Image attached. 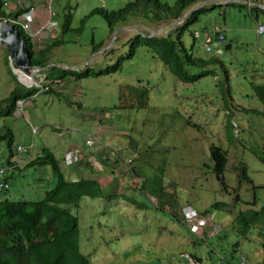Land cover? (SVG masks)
Returning a JSON list of instances; mask_svg holds the SVG:
<instances>
[{
	"label": "rangeland",
	"instance_id": "rangeland-1",
	"mask_svg": "<svg viewBox=\"0 0 264 264\" xmlns=\"http://www.w3.org/2000/svg\"><path fill=\"white\" fill-rule=\"evenodd\" d=\"M131 1L53 0L58 27L50 29V42L57 44L47 55L50 65L41 70L57 82L51 91L24 99L22 109L0 115V133L10 129L13 137L10 147L0 140V179L10 185L0 201L41 200L55 186L50 165L32 164L48 150L67 178L69 149H81L85 157L105 152L108 167L99 160L110 177L103 180L105 197H83L69 206L79 220L81 252L91 264H264L261 228L244 236L233 227L240 212L264 207V103L254 90L264 84V34L257 33L264 25V0H209L193 7L206 9L186 27L183 43L197 57L222 63L192 69L203 75L188 83L146 45L132 51L137 35H166L184 20L157 23L138 16L111 30L95 14L82 24L94 8L117 10ZM25 3L38 12L49 0ZM17 6L18 0H8L6 9L16 12ZM70 12L71 27L63 31ZM215 26L226 36L215 46L222 54L207 52L203 43L204 32ZM30 52L35 57L33 47ZM9 55L0 44V104L19 81ZM117 62L114 71L93 75ZM89 135L96 139L93 146L86 145ZM32 144L31 154L16 150ZM213 146L228 151L224 182L214 171ZM127 159L132 162L123 170ZM243 166L252 182L242 176ZM160 188L175 196L165 208L158 206ZM187 205L214 215L223 229L203 237L191 233L172 215L183 217ZM185 253L195 262L182 258Z\"/></svg>",
	"mask_w": 264,
	"mask_h": 264
},
{
	"label": "trees",
	"instance_id": "trees-1",
	"mask_svg": "<svg viewBox=\"0 0 264 264\" xmlns=\"http://www.w3.org/2000/svg\"><path fill=\"white\" fill-rule=\"evenodd\" d=\"M206 1L209 0H177L174 5H169L160 0H134L117 10L94 8L85 16L82 24L87 17L95 14H102L111 30L117 24L127 23L130 18L138 16H143L146 20L157 23L178 21L196 4ZM205 9V6L201 5L184 20L180 27H175L166 35H137L136 41L132 45V51L140 44L146 45L182 81L188 83L198 80L203 74L193 75L192 69L222 63L218 57H197L182 41L186 27L192 21L197 20L198 13ZM23 11L26 10L8 12L4 0H0V22L9 21ZM72 19L73 13L70 12L65 15L63 31L71 27ZM18 29L21 31L29 50L31 47L34 48L31 37L21 28L18 27ZM23 33L26 37L23 36ZM56 44L55 41L40 50H35V57L31 53L32 64L43 69L47 68L50 65L47 55ZM101 47L94 49V51L100 50ZM118 66L119 63L117 62L112 67L93 75L107 74L117 69ZM82 75H89V69H86ZM48 77L57 80L56 77L49 75ZM17 82L18 84L10 95L3 99L0 104L1 116L11 115L17 108L18 100H24L39 92L37 88H28L19 81ZM254 90L264 103V84L255 85ZM250 111L256 110L251 109ZM256 113L259 112L256 111ZM0 140H7L10 147L13 144L11 130L6 129L3 134H0ZM12 157L13 154H10L9 161ZM211 159L214 162V171L217 177L224 182V170L229 160L228 151L222 147L213 146ZM35 163L50 165L57 182L53 188L46 191L41 200L12 201L6 199L0 201V264H91L89 258L81 252L79 220L71 212L69 206H78L83 197H105V189L95 178L83 176L75 180L67 178L59 160L49 150L32 162V164ZM242 176L252 182L245 166L242 167ZM158 194L160 196L159 208H165L166 204L171 205L173 203L175 197L173 193L160 188ZM224 205L217 203L215 206L223 208ZM172 215L184 225L183 217L180 218L175 212H172ZM233 227L238 234L244 236L254 230L255 227L261 228L264 232V207L260 211L249 209L240 212L233 220Z\"/></svg>",
	"mask_w": 264,
	"mask_h": 264
},
{
	"label": "built area",
	"instance_id": "built-area-1",
	"mask_svg": "<svg viewBox=\"0 0 264 264\" xmlns=\"http://www.w3.org/2000/svg\"><path fill=\"white\" fill-rule=\"evenodd\" d=\"M5 6L8 5V0H4ZM52 0H49L48 6L45 8L46 14L49 15V18L37 29H34L32 27L33 22L35 21L36 17V10L30 5L26 4L25 0H20L17 6V11H22L19 15L16 17H13L9 19V22L14 24L15 26H19L24 31L31 36L32 38L39 35L44 29H55L58 27V22L53 21L51 17L55 15V12L52 11ZM248 4H252L251 0H248ZM20 7V8H19ZM258 35L264 34V25H260L257 28ZM199 35V34H198ZM226 36L223 33V30L219 26H215V28L212 31H206L203 34V43L206 48V51L209 53H223V49L221 47H215L219 45L221 42L225 41ZM16 75L18 76L19 82L28 87V88H37L39 92L43 91H49L54 83H56V80L50 79L46 72H43L41 69H35L31 74H25L19 70H15ZM74 100H78V97L76 96ZM24 106V100H18L17 101V107L22 109ZM235 128H238V125L234 123ZM96 142L95 137L90 136L86 140V145L93 146ZM32 147L33 144L25 148L23 146H17V151L31 154L32 153ZM107 151H110V149L107 147ZM111 153H115L112 151ZM80 149L71 148L65 153V162L67 165L74 164L80 159ZM106 156V155H105ZM104 156V158H106ZM132 160L127 159L125 160V163L122 165L121 168L126 169L131 164ZM117 171V168L115 169ZM0 174H4V170H0ZM10 188L9 182L4 178L1 177L0 179V193L5 192ZM183 218H184V224L186 228L193 234L199 235L203 237L206 235H215L219 233L223 227L220 225V223H217L214 221V215H201L199 214L195 209H193L191 206H184L182 209ZM182 258L189 259L192 263L195 262L194 258L185 253L181 255ZM178 264H180L178 262Z\"/></svg>",
	"mask_w": 264,
	"mask_h": 264
},
{
	"label": "crops",
	"instance_id": "crops-1",
	"mask_svg": "<svg viewBox=\"0 0 264 264\" xmlns=\"http://www.w3.org/2000/svg\"><path fill=\"white\" fill-rule=\"evenodd\" d=\"M20 0H18V3H19ZM52 3H53V0H52ZM45 8H42L41 11H38L37 14H36V19L35 21L33 22L32 24V27L34 29H37L39 28L48 18H49V15L45 14ZM17 11V10H16ZM57 14L55 13V15L53 17H51V19L53 21H56L55 19V16ZM58 22V21H57ZM52 32V31H51ZM50 30H47V29H44L39 35H37L36 37L32 38L31 36V39H32V43H33V46H34V49L35 50H40L46 46H48L51 42H50V37H53V34H51ZM6 131V129L1 132L0 134H3L4 132ZM80 152H81V155H80V159L75 162L74 164L70 165V177L69 179L71 180H75V179H78L80 177H86L87 174H89L88 176L90 178H95L97 179L100 184L102 185L103 188H105L107 185H108V182L106 185L103 184V180L104 179H107V178H110L108 175H107V171H105V169L108 167V163L110 164V162H107V161H103V157L107 154V153H101V152H98L96 156H88V157H85L83 155V152L82 150L80 149ZM100 159H102L103 163L105 164L106 168L104 169V167L100 164ZM12 161V160H11ZM119 164V162H118ZM13 167H16V162L14 161L13 162ZM76 165H79V166H82L84 168H80ZM110 166V165H109ZM115 168V167H114ZM116 169V168H115Z\"/></svg>",
	"mask_w": 264,
	"mask_h": 264
},
{
	"label": "water",
	"instance_id": "water-1",
	"mask_svg": "<svg viewBox=\"0 0 264 264\" xmlns=\"http://www.w3.org/2000/svg\"><path fill=\"white\" fill-rule=\"evenodd\" d=\"M199 7L191 9L185 16L178 20V22L180 23L185 20ZM0 44L4 45L9 50V57L14 71L17 69L25 74H31L35 69H43L42 67L32 64L31 52L27 47L21 32L14 24L8 21L0 22Z\"/></svg>",
	"mask_w": 264,
	"mask_h": 264
},
{
	"label": "bare ground",
	"instance_id": "bare-ground-1",
	"mask_svg": "<svg viewBox=\"0 0 264 264\" xmlns=\"http://www.w3.org/2000/svg\"><path fill=\"white\" fill-rule=\"evenodd\" d=\"M153 36H157V35L154 34Z\"/></svg>",
	"mask_w": 264,
	"mask_h": 264
},
{
	"label": "clouds",
	"instance_id": "clouds-1",
	"mask_svg": "<svg viewBox=\"0 0 264 264\" xmlns=\"http://www.w3.org/2000/svg\"><path fill=\"white\" fill-rule=\"evenodd\" d=\"M5 21H7V20H5ZM9 22V21H8ZM235 127V126H234Z\"/></svg>",
	"mask_w": 264,
	"mask_h": 264
}]
</instances>
